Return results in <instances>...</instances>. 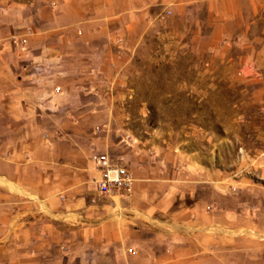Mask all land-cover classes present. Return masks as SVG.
Segmentation results:
<instances>
[{"label":"crops","instance_id":"crops-1","mask_svg":"<svg viewBox=\"0 0 264 264\" xmlns=\"http://www.w3.org/2000/svg\"><path fill=\"white\" fill-rule=\"evenodd\" d=\"M157 1L68 0L66 25L33 28L0 56L4 264H264V170L189 152L157 162L109 119L87 120L138 59L123 51L152 28ZM116 149L135 180L103 194L94 156Z\"/></svg>","mask_w":264,"mask_h":264},{"label":"rangeland","instance_id":"rangeland-1","mask_svg":"<svg viewBox=\"0 0 264 264\" xmlns=\"http://www.w3.org/2000/svg\"><path fill=\"white\" fill-rule=\"evenodd\" d=\"M183 1L154 4L152 28L123 51L138 59L87 120L109 119L113 137H136L157 162L189 152L222 170H264V0ZM67 23L68 0H0V56L33 28ZM8 243L0 234V264Z\"/></svg>","mask_w":264,"mask_h":264},{"label":"built area","instance_id":"built-area-1","mask_svg":"<svg viewBox=\"0 0 264 264\" xmlns=\"http://www.w3.org/2000/svg\"><path fill=\"white\" fill-rule=\"evenodd\" d=\"M95 165L100 171L95 178L96 188L103 194H123L132 189L135 175L122 157H115L105 151L94 156Z\"/></svg>","mask_w":264,"mask_h":264}]
</instances>
